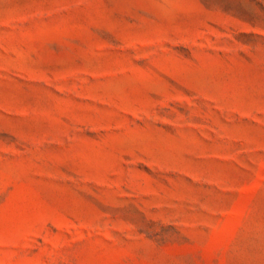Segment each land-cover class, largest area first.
I'll return each instance as SVG.
<instances>
[{
  "label": "rangeland",
  "instance_id": "rangeland-1",
  "mask_svg": "<svg viewBox=\"0 0 264 264\" xmlns=\"http://www.w3.org/2000/svg\"><path fill=\"white\" fill-rule=\"evenodd\" d=\"M0 264H264V0H0Z\"/></svg>",
  "mask_w": 264,
  "mask_h": 264
}]
</instances>
